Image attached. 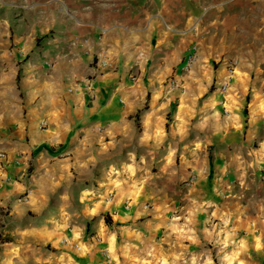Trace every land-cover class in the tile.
I'll return each instance as SVG.
<instances>
[{"label":"crops","instance_id":"crops-1","mask_svg":"<svg viewBox=\"0 0 264 264\" xmlns=\"http://www.w3.org/2000/svg\"><path fill=\"white\" fill-rule=\"evenodd\" d=\"M261 2L0 0V264H264Z\"/></svg>","mask_w":264,"mask_h":264},{"label":"rangeland","instance_id":"rangeland-1","mask_svg":"<svg viewBox=\"0 0 264 264\" xmlns=\"http://www.w3.org/2000/svg\"><path fill=\"white\" fill-rule=\"evenodd\" d=\"M261 1V0H260ZM263 1V0H262ZM262 3V2H261ZM264 4V3H262ZM262 14H264V8ZM245 16L243 20L240 21V25L238 30H230L225 32V36H218L215 37L213 43L216 46V50L212 46H208L207 49L209 50L210 55V63L216 67L221 62L227 64V66L234 65L235 61L238 62V57L240 58H248L253 59L249 61L254 62V58L257 56L262 57L264 53L260 51L258 48H263L264 50V34L259 33L255 26H259V21L253 19L254 13L246 10ZM246 19V20H245ZM262 22V26L264 29V21ZM242 25L243 28H240ZM217 44V45H216ZM197 45V44H196ZM198 47V45H197ZM213 49V52L210 49ZM198 50V49H197ZM264 92V86H263ZM261 190H264V186L260 185ZM261 200L264 202V193L261 197ZM2 224V223H1ZM3 230V228L1 229Z\"/></svg>","mask_w":264,"mask_h":264},{"label":"built area","instance_id":"built-area-1","mask_svg":"<svg viewBox=\"0 0 264 264\" xmlns=\"http://www.w3.org/2000/svg\"><path fill=\"white\" fill-rule=\"evenodd\" d=\"M14 51H16L18 55H22V49L20 47H15ZM196 57H197V45L192 43L181 61V71L182 72L187 71L190 68L192 62L196 59ZM45 64L49 65L48 62H45ZM101 65L104 66L105 62H101ZM230 71L232 72V69ZM170 83L175 85L177 84V81L174 78H171ZM219 89L220 91H224L226 89V83L225 82L221 83L219 85ZM44 125L45 123L42 122L41 126L43 127ZM5 156H6L5 152L0 151V161L5 159ZM26 194L27 192L25 191L23 195L20 197V199H24ZM67 239H68L67 237L64 238V241H67Z\"/></svg>","mask_w":264,"mask_h":264},{"label":"trees","instance_id":"trees-1","mask_svg":"<svg viewBox=\"0 0 264 264\" xmlns=\"http://www.w3.org/2000/svg\"><path fill=\"white\" fill-rule=\"evenodd\" d=\"M1 229H2V224L0 223V243L8 240V238L6 236L2 235Z\"/></svg>","mask_w":264,"mask_h":264}]
</instances>
